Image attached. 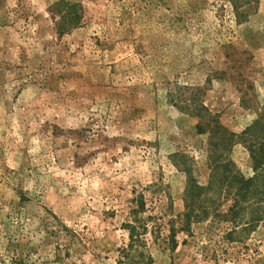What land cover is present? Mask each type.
<instances>
[{
	"label": "rangeland",
	"instance_id": "374dc122",
	"mask_svg": "<svg viewBox=\"0 0 264 264\" xmlns=\"http://www.w3.org/2000/svg\"><path fill=\"white\" fill-rule=\"evenodd\" d=\"M252 146L264 0H0V264H264V222L180 225Z\"/></svg>",
	"mask_w": 264,
	"mask_h": 264
},
{
	"label": "trees",
	"instance_id": "16d2710c",
	"mask_svg": "<svg viewBox=\"0 0 264 264\" xmlns=\"http://www.w3.org/2000/svg\"><path fill=\"white\" fill-rule=\"evenodd\" d=\"M65 6L64 18H61L63 33L75 26L76 3L61 2ZM232 134L224 136V141L233 144ZM235 143V142H234ZM227 149V148H226ZM224 152H228L227 150ZM254 162V176L245 179L235 169L228 174L231 163L225 162L223 166L213 164L211 183L209 186H199L194 179L189 178L187 194L185 197V212L181 215V229H185L193 222L206 220L213 215L222 223L232 226L226 232L225 238L233 241V237L239 232L247 233L256 229L257 225L264 222V148L249 150ZM223 169V170H222ZM214 198H209L210 195ZM212 204H208L211 203ZM228 204L226 212H220V207ZM248 212V216L245 213ZM239 228V232H238ZM175 231L172 230L173 239Z\"/></svg>",
	"mask_w": 264,
	"mask_h": 264
}]
</instances>
